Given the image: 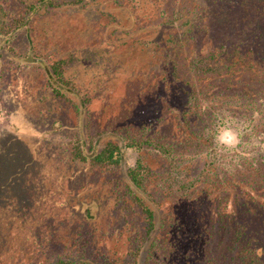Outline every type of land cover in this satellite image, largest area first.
I'll list each match as a JSON object with an SVG mask.
<instances>
[{
    "label": "rangeland",
    "instance_id": "obj_1",
    "mask_svg": "<svg viewBox=\"0 0 264 264\" xmlns=\"http://www.w3.org/2000/svg\"><path fill=\"white\" fill-rule=\"evenodd\" d=\"M31 1L0 0L10 24L6 32L0 22V264H45L56 254L74 257L65 264H84L80 256H124L141 242L144 216L129 197L113 205L114 187L124 184L121 170L142 157L152 171L147 197L154 208L156 197L164 212L175 207L191 217V199L173 188L206 162L225 168L213 142L217 114L247 119L254 134L264 116L253 120L243 110L247 98L216 89L194 109L200 140L181 145L187 137L178 123L182 91L167 82L190 73L189 59L202 54L210 38L201 37L196 49L185 37L169 42L177 31L169 19L199 0H89L84 6L58 0L28 12ZM14 18L24 24L14 28ZM57 58L72 79L69 87L52 77ZM52 119L60 127L51 135ZM143 120L149 133L137 130ZM88 133L97 135L98 147L123 144L121 135L149 136L177 144V156L170 160L151 145L125 147L120 166H85L73 157L69 138L82 137L88 149ZM199 176L206 183L203 171ZM137 258L164 264L155 262V252Z\"/></svg>",
    "mask_w": 264,
    "mask_h": 264
},
{
    "label": "trees",
    "instance_id": "obj_2",
    "mask_svg": "<svg viewBox=\"0 0 264 264\" xmlns=\"http://www.w3.org/2000/svg\"><path fill=\"white\" fill-rule=\"evenodd\" d=\"M54 1L58 2L35 0L26 6L28 12H34L41 6L52 5ZM72 1L84 6L89 0ZM179 15L169 19L177 31L170 33L169 37H174L167 41L176 42L178 38L185 37L193 42L196 49L201 37L210 38L202 54L189 59L190 73L183 74L178 81L167 82L182 91L178 95V123L187 137L181 145L184 146L185 142L196 145L200 140L194 109L198 99L216 89L247 98L243 110L253 120L264 116V0L193 1ZM7 17V12L0 5L1 27L6 32L10 25ZM177 19L178 24H175ZM14 21V28L24 24L18 18ZM50 67L52 77L66 87L71 85V77L64 74L62 58L53 60ZM51 89L55 94H61L58 84L53 83ZM209 89L211 91H205ZM89 93L91 95L90 90L84 93V100L91 97ZM51 125L46 132L52 135L60 124L52 119ZM149 126L150 122L143 120L137 130L149 133ZM261 133H264V126L256 131V135ZM121 137L123 144L108 141L98 147L97 135L88 133V141L91 142L88 149L84 139L78 135L71 136L69 140L73 157L85 166H120L125 147L139 150L151 145L170 160L177 156L178 145L175 143L152 141L145 135ZM200 171L208 177L206 183L200 181ZM151 172L142 157L137 156L133 165L121 170L123 187H114L113 205L118 207L125 197H129L144 216L141 242L127 249L124 256L115 253L111 256L105 254L97 260L83 256L77 260L84 264H140L137 258L140 253L145 252L148 258L155 252V262L161 258L164 264H264V152L242 158L241 167L232 172L217 165L212 167L206 162L194 173L195 176H189L188 182H179L173 190L179 197L191 199L186 202L191 205L189 210L193 213L187 218H183L175 207L164 212L156 197L155 200L152 198L154 208L147 197L150 194L148 180ZM73 260L74 257L56 254L45 264H65ZM131 260L133 263L129 262Z\"/></svg>",
    "mask_w": 264,
    "mask_h": 264
},
{
    "label": "clouds",
    "instance_id": "obj_3",
    "mask_svg": "<svg viewBox=\"0 0 264 264\" xmlns=\"http://www.w3.org/2000/svg\"><path fill=\"white\" fill-rule=\"evenodd\" d=\"M213 142L217 155L225 158L224 166L229 172L241 167L242 158L264 152V133H252L250 121L227 110L217 114ZM201 158H207V154Z\"/></svg>",
    "mask_w": 264,
    "mask_h": 264
}]
</instances>
